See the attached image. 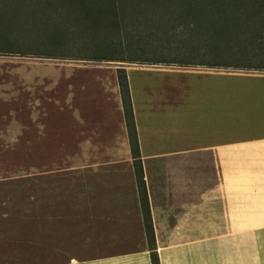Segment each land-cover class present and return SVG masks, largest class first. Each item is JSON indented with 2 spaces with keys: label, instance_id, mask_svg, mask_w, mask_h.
Masks as SVG:
<instances>
[{
  "label": "rangeland",
  "instance_id": "374dc122",
  "mask_svg": "<svg viewBox=\"0 0 264 264\" xmlns=\"http://www.w3.org/2000/svg\"><path fill=\"white\" fill-rule=\"evenodd\" d=\"M4 4L0 0V264L58 263L63 250L86 244L91 222L74 190L92 183L84 174L108 167L101 159L114 140L103 127L119 134L123 116L118 69L126 71L136 116L151 103L183 110L190 127L195 110L216 102L199 88L213 82L206 75L224 74L233 119L244 117L230 120V127H264V70L88 60L103 55L92 52L90 39L57 29L51 15H5ZM56 35L60 40L49 41ZM246 75L258 78H231Z\"/></svg>",
  "mask_w": 264,
  "mask_h": 264
},
{
  "label": "crops",
  "instance_id": "0c3cea01",
  "mask_svg": "<svg viewBox=\"0 0 264 264\" xmlns=\"http://www.w3.org/2000/svg\"><path fill=\"white\" fill-rule=\"evenodd\" d=\"M206 76L213 82L199 88L216 102L197 108L203 110L194 111L190 127L183 110L147 103L140 118L133 111L159 262L264 264V127H230V120L244 118L233 119L229 110L230 76ZM231 78L242 83L258 77ZM120 114L119 134L103 127L114 140L109 156L101 159L108 167L84 174L92 183L74 190L91 222L86 244L63 250V261L50 264H151Z\"/></svg>",
  "mask_w": 264,
  "mask_h": 264
},
{
  "label": "trees",
  "instance_id": "16d2710c",
  "mask_svg": "<svg viewBox=\"0 0 264 264\" xmlns=\"http://www.w3.org/2000/svg\"><path fill=\"white\" fill-rule=\"evenodd\" d=\"M2 1L5 15H51L57 29L90 39L92 52L103 55L88 60L264 70V0ZM116 77L150 262L160 264L126 71L118 69Z\"/></svg>",
  "mask_w": 264,
  "mask_h": 264
}]
</instances>
